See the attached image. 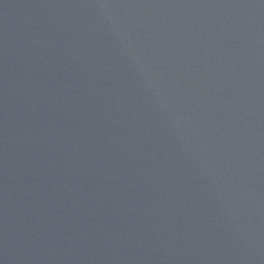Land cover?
Returning <instances> with one entry per match:
<instances>
[{
	"label": "water",
	"instance_id": "95a60500",
	"mask_svg": "<svg viewBox=\"0 0 264 264\" xmlns=\"http://www.w3.org/2000/svg\"><path fill=\"white\" fill-rule=\"evenodd\" d=\"M0 264H264V0H0Z\"/></svg>",
	"mask_w": 264,
	"mask_h": 264
}]
</instances>
